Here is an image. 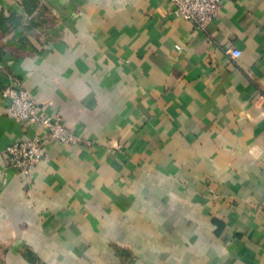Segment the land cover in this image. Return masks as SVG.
<instances>
[{
    "label": "crops",
    "instance_id": "1",
    "mask_svg": "<svg viewBox=\"0 0 264 264\" xmlns=\"http://www.w3.org/2000/svg\"><path fill=\"white\" fill-rule=\"evenodd\" d=\"M174 10L0 0V264H264V0L205 30ZM13 84L78 137L31 178L5 150L45 130Z\"/></svg>",
    "mask_w": 264,
    "mask_h": 264
},
{
    "label": "built area",
    "instance_id": "2",
    "mask_svg": "<svg viewBox=\"0 0 264 264\" xmlns=\"http://www.w3.org/2000/svg\"><path fill=\"white\" fill-rule=\"evenodd\" d=\"M175 14L194 24L198 29L216 21L225 0H170ZM235 58L241 56L239 50H233ZM4 97L9 100L6 113L17 122L43 128L45 133L31 138L16 141L5 150L6 161L16 169L18 174L31 178L35 167L46 156V142L54 140L62 144H75L78 137L74 131L66 127L59 115L49 116L42 112L39 102L20 84H13L3 90Z\"/></svg>",
    "mask_w": 264,
    "mask_h": 264
},
{
    "label": "trees",
    "instance_id": "3",
    "mask_svg": "<svg viewBox=\"0 0 264 264\" xmlns=\"http://www.w3.org/2000/svg\"><path fill=\"white\" fill-rule=\"evenodd\" d=\"M8 23H9L8 18H4L3 16H0V36L4 35V33L9 31V27L7 26Z\"/></svg>",
    "mask_w": 264,
    "mask_h": 264
}]
</instances>
